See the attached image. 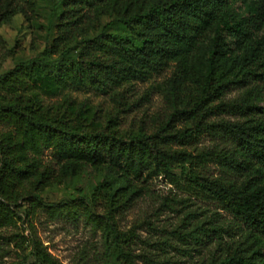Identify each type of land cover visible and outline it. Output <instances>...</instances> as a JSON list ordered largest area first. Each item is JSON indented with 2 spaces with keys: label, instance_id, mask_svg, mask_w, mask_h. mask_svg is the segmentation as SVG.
Instances as JSON below:
<instances>
[{
  "label": "trees",
  "instance_id": "1",
  "mask_svg": "<svg viewBox=\"0 0 264 264\" xmlns=\"http://www.w3.org/2000/svg\"><path fill=\"white\" fill-rule=\"evenodd\" d=\"M48 1L55 37L0 74V122L8 127L0 132V231L17 227L23 213L46 211L103 231L120 251L118 264H137V257L140 264H177L162 245L180 255L208 252L194 264H264V0ZM37 4L0 0V27L19 13L30 20ZM168 69L169 109L149 132L122 133L118 110L102 117L68 93L106 90ZM233 90L239 94L227 98ZM215 114L232 117L212 120ZM204 134L219 142L197 155L174 147ZM46 151L56 165L46 163ZM206 162L219 173H203ZM87 166L104 173L91 196L80 189L45 200L47 188ZM176 169L193 196L217 209H204L212 213L203 219L202 212L186 213L169 233L174 239L146 240L155 250L134 255L124 245L137 240L135 228L119 229L117 215L139 198L144 173L171 176ZM21 239L35 264H64L35 235Z\"/></svg>",
  "mask_w": 264,
  "mask_h": 264
},
{
  "label": "rangeland",
  "instance_id": "2",
  "mask_svg": "<svg viewBox=\"0 0 264 264\" xmlns=\"http://www.w3.org/2000/svg\"><path fill=\"white\" fill-rule=\"evenodd\" d=\"M108 19L106 18L105 21ZM55 19L51 14V3L48 0H38L36 13L28 20L21 13L0 27V74L7 72L16 64L26 61L41 52L56 35ZM12 51V52H11ZM171 69L153 74L144 80H132L114 85L106 90L92 86L72 88L68 93L81 101H88L99 114L105 117L111 110L119 111V129L122 133L133 134L141 129L152 131L156 118L168 112L165 98V82L171 76ZM123 93V99L115 94ZM239 94L233 90L227 98ZM61 96L49 99L59 100ZM218 102V101H217ZM122 103V104H121ZM232 117L227 114H215L212 120ZM177 127H180L178 124ZM8 127L0 122V132ZM219 142V139L204 134L186 145H175L193 155L208 149ZM46 163L56 165V159L50 151H46ZM200 170L205 174L219 173L214 163L206 162ZM174 175H153L147 172L139 179L141 194L135 204L117 215V225L122 231L135 228L138 236L136 241L125 248H130L134 255L154 251L157 246H147L148 243L162 242L166 237L172 238L171 231L175 229L188 212H202L204 209L216 210L215 204H210L202 198L191 194L178 169ZM176 179L173 180V179ZM104 179V173L87 166L77 176L67 178L62 184H54L46 189L43 197L47 201L58 202L77 195L80 189L91 196L99 183ZM103 213L102 206H98ZM24 210V209H23ZM224 219L235 221L234 217L218 209ZM212 212H202L200 219ZM23 221L17 227H9L0 231V264H35L31 248L23 243L21 235L26 238L35 235L47 250L64 264H118L120 251L110 247L103 231L94 229L83 219L72 220L68 216H51L46 211H40L34 217L27 218L23 213ZM174 239V238H172ZM178 242L175 240L172 241ZM168 249L166 255L178 260L177 264H194L202 259L204 251L182 252L180 255L174 249ZM181 246V245H180ZM137 264L141 258L137 257Z\"/></svg>",
  "mask_w": 264,
  "mask_h": 264
}]
</instances>
